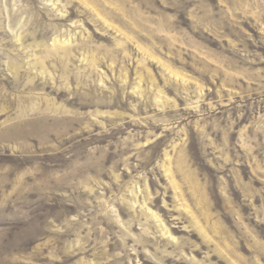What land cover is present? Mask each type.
I'll return each instance as SVG.
<instances>
[{"label":"rangeland","instance_id":"374dc122","mask_svg":"<svg viewBox=\"0 0 264 264\" xmlns=\"http://www.w3.org/2000/svg\"><path fill=\"white\" fill-rule=\"evenodd\" d=\"M0 264H264V0H0Z\"/></svg>","mask_w":264,"mask_h":264},{"label":"bare ground","instance_id":"6f19581e","mask_svg":"<svg viewBox=\"0 0 264 264\" xmlns=\"http://www.w3.org/2000/svg\"><path fill=\"white\" fill-rule=\"evenodd\" d=\"M52 45H53L52 47H53V48H55V46H56V43H53Z\"/></svg>","mask_w":264,"mask_h":264}]
</instances>
